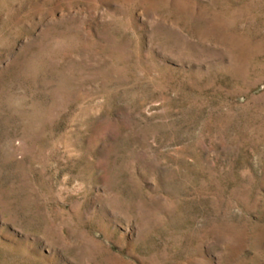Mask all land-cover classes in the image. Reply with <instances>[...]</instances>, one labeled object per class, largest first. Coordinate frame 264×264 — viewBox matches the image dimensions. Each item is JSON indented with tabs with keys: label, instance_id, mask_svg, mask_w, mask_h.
I'll use <instances>...</instances> for the list:
<instances>
[{
	"label": "rangeland",
	"instance_id": "1",
	"mask_svg": "<svg viewBox=\"0 0 264 264\" xmlns=\"http://www.w3.org/2000/svg\"><path fill=\"white\" fill-rule=\"evenodd\" d=\"M0 264H264V0H0Z\"/></svg>",
	"mask_w": 264,
	"mask_h": 264
}]
</instances>
